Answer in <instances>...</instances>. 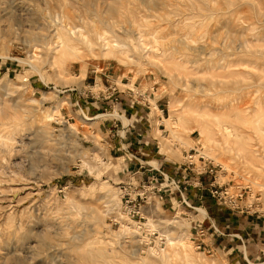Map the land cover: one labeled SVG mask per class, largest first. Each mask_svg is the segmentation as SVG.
Returning a JSON list of instances; mask_svg holds the SVG:
<instances>
[{"label": "rangeland", "instance_id": "1", "mask_svg": "<svg viewBox=\"0 0 264 264\" xmlns=\"http://www.w3.org/2000/svg\"><path fill=\"white\" fill-rule=\"evenodd\" d=\"M137 159L226 189L193 205L218 242L264 243V0H0V264H264L204 249Z\"/></svg>", "mask_w": 264, "mask_h": 264}, {"label": "crops", "instance_id": "2", "mask_svg": "<svg viewBox=\"0 0 264 264\" xmlns=\"http://www.w3.org/2000/svg\"><path fill=\"white\" fill-rule=\"evenodd\" d=\"M140 127L141 126L137 125L138 129H140ZM126 131L127 130H125V132ZM134 135H136L135 131H133V133L131 131L127 132L124 135L125 142H123V144L121 142H118L121 148L127 149L131 147L132 150L135 149V151L136 149L137 151L144 150L142 145L141 146L139 145L137 147L138 144H142V141L138 142L136 136ZM151 138L152 139H150L149 143L151 145H154L153 141L155 140V137L152 136ZM137 151L134 152V154H136ZM137 162H138V166L134 164V166L136 167L135 169H137V174L140 175V178L139 177L137 178L149 180V182L152 183L153 187L156 186L158 180H163L164 177H167L168 179H172V180L176 179L180 181L179 184H181V186L176 187L177 192L176 191L170 192V194L169 193L167 194V192H163L164 193L163 197H165L166 201H168L172 209L174 208L173 207L174 204H177L176 205L177 207L180 205L183 208L187 209L182 204V201L184 200L189 204V207H191V210H193V213L197 212L198 216L201 215V219H196V220L194 219L192 222L196 223V225L199 227V229H197L198 233L200 230L203 233L202 235H199V241L201 245L204 247V249L212 251L214 247L216 246V247H220L221 249L227 250V253L236 254L237 252H240L242 255L236 254V256H239V259L241 261L245 260L246 255L255 258V260L259 259V255L262 252L263 247H264V243L262 242L261 238H258L256 242H253L251 240L247 241L248 244L243 247L244 252H242L241 246L239 244H235V245L231 244L232 239L229 238V236H233V235H228L227 236L228 239H224V238L218 239L219 240L218 242L214 238V234H216L219 231L217 221L215 219H212V217L208 214L205 208H202L201 206L193 207V205L195 204L196 205L202 204L204 196L208 198L209 196V185L208 184H209L210 178H206L204 176L196 177L194 179V181L196 180L195 183L191 184L189 181H187L188 179H186V175L184 174L185 169H183L182 166L178 165V167H173L167 163H164L165 160L164 162H162V161H157V160L140 161L139 159H137ZM143 163H145L146 165ZM152 163H155V166L151 165ZM178 169H183V170L181 172V170H178ZM182 178H185V180L182 181ZM153 180L154 182H152ZM190 180H192V178H190ZM160 198L162 199V195L160 196ZM213 203L218 205V203H216L215 201H213ZM198 209H203L204 214H200L198 212ZM226 210H228V214L229 216L232 217V219H234L235 217H238L237 215L240 214L239 212H234L231 209L229 210L228 208ZM248 214L250 215V213ZM251 218H252L251 219L252 221L254 219H259L258 216H253V215L251 216ZM260 222L262 224V228H261V231H262L264 230V220L263 221L260 220ZM261 231H258V235H260Z\"/></svg>", "mask_w": 264, "mask_h": 264}, {"label": "built area", "instance_id": "3", "mask_svg": "<svg viewBox=\"0 0 264 264\" xmlns=\"http://www.w3.org/2000/svg\"><path fill=\"white\" fill-rule=\"evenodd\" d=\"M195 153H197V151L196 150H193ZM191 156V155H190ZM202 159V158H201ZM212 172V171H211ZM210 173V172H209ZM164 181H166V182H170L172 185H176V187H178L177 186V183L175 184V182L173 181V180H169L168 178H165L164 177ZM210 188L211 189H209V193H210V195H211V197L212 198H214L215 200H216V202L219 204V205H223V206H226V201H225V196H227V193H226V189H225V191H221V192H218V190L217 189H214V188H216L213 184L210 186ZM140 198V197H139ZM221 200L223 201V202H221ZM129 201H125V203H128ZM228 202H229V204H232V205H234V201L232 200V199H228ZM182 204H184L186 207H189V204L186 202V201H182ZM138 206V208L140 207V204H138L137 205ZM134 208H136V206L134 205ZM134 215H138V212L136 211V212H132V215H131V217H134ZM196 229V228H195ZM197 229H199V227L197 226ZM196 229V231H198ZM199 234L200 235H202L203 233H202V231L200 230L199 231ZM200 246L201 245H198V249H200Z\"/></svg>", "mask_w": 264, "mask_h": 264}, {"label": "bare ground", "instance_id": "4", "mask_svg": "<svg viewBox=\"0 0 264 264\" xmlns=\"http://www.w3.org/2000/svg\"><path fill=\"white\" fill-rule=\"evenodd\" d=\"M102 39V41H103V45L101 46V47H103V48H105V49H108V50H113V46L111 45L112 44V42L110 41V39L107 37V35L105 34V33H100L99 35H98V37H97V39ZM107 50V51H108ZM129 85V84H128ZM127 85V86H128ZM131 85V84H130ZM133 86V85H132ZM130 87V86H129ZM131 88V87H130ZM169 120H171V118L169 119ZM167 124H168V120H164ZM173 121V120H172ZM169 125V124H168ZM167 126V125H166ZM168 127V126H167ZM169 128V127H168ZM171 128V127H170ZM169 131H170V129H169ZM206 131V130H205ZM172 138H175V136L174 135H172ZM203 138H204V136H203ZM161 140V139H160ZM187 141V140H186ZM165 142H162V145L164 146L165 144H164ZM204 143V142H203ZM187 144H191V142L190 141H187ZM192 145V144H191ZM200 149V148H199ZM200 156H202L203 158H205V159H207L208 158V155L206 154V153H201L200 154ZM189 158H192V156H189ZM202 213H203V211H202ZM201 214V213H200ZM204 214V213H203ZM173 244V243H172Z\"/></svg>", "mask_w": 264, "mask_h": 264}]
</instances>
